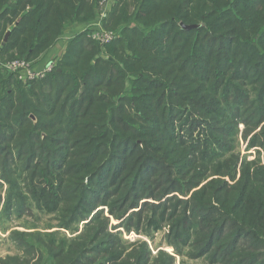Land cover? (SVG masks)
Instances as JSON below:
<instances>
[{"label":"trees","instance_id":"obj_1","mask_svg":"<svg viewBox=\"0 0 264 264\" xmlns=\"http://www.w3.org/2000/svg\"><path fill=\"white\" fill-rule=\"evenodd\" d=\"M100 2L0 0V60L35 62ZM118 2L109 42L77 34L43 77L0 69L2 216L58 221L11 232L0 264H176L122 237L162 230L179 256L264 264V0Z\"/></svg>","mask_w":264,"mask_h":264},{"label":"rangeland","instance_id":"obj_2","mask_svg":"<svg viewBox=\"0 0 264 264\" xmlns=\"http://www.w3.org/2000/svg\"><path fill=\"white\" fill-rule=\"evenodd\" d=\"M117 2L118 0H102V2H100L99 9H96V11L98 12L94 20L76 23L72 28L67 29L62 38L57 43H55V46H53L45 55H42L39 59L34 60L35 62H27L28 69H21L19 71H25L28 78L29 76L33 79L43 77L45 73L51 71L54 66H56L58 58L62 56L69 42L79 33L90 31L91 37L96 40H105L104 38H101L102 34L104 33L109 34L111 37L110 39H114L115 36L117 37L116 33H113V31H110L108 29V25L112 22L111 19L114 16L115 11L119 9L118 4L120 5V3L118 2L117 4ZM128 4L129 10L132 12L135 8V4H133L132 1H129ZM26 8L28 10H31V7L29 5H27ZM15 24L16 22L13 25H9V29H12ZM7 31L8 32L4 34L3 38L0 41L1 47L2 45L6 44L8 36L10 34V30ZM9 62H13V60L6 62H2L0 60V69H3L5 72H7L8 70L3 67V64H7ZM49 68H51V70H48ZM238 150L241 151L243 156H248L249 159H253L255 157V152L246 150V144L243 142H241ZM5 190L6 186L1 189L3 196H5ZM3 208L4 202L0 203V224L4 225L5 227H8L10 231L8 230V232H3L0 228V259H2L3 257H7L8 255H14L13 253L15 252V250L13 242H11L8 237L11 232L16 231L27 233H51L56 230V227L58 225V221L53 215L41 214L38 212H36L35 217L24 216L23 220H17L16 215H14L13 220L9 221L7 217L2 216ZM112 223L116 224L117 222H113L112 220ZM66 234L70 238L74 236L71 232L68 231H66ZM164 235V230L154 232L152 235H146L144 233L135 232L127 234L126 232L122 231L123 240H125L127 244L134 243L137 241H146L151 251L153 252V256L158 254L160 250H163L173 256L176 255V264H203L202 260L191 259L186 254H184L183 256L174 254L175 250L168 245ZM34 261H37V258L34 259ZM34 261L32 262V264L34 263Z\"/></svg>","mask_w":264,"mask_h":264},{"label":"built area","instance_id":"obj_3","mask_svg":"<svg viewBox=\"0 0 264 264\" xmlns=\"http://www.w3.org/2000/svg\"><path fill=\"white\" fill-rule=\"evenodd\" d=\"M101 38H104L105 40H102V42H109L111 37L109 34L104 33L102 34ZM3 67L6 68L8 71H12V72H19V70L21 69H28V63L27 62H23V61H13V62H9L7 64H3ZM48 70H51V68H49ZM29 78H31L29 76Z\"/></svg>","mask_w":264,"mask_h":264},{"label":"water","instance_id":"obj_4","mask_svg":"<svg viewBox=\"0 0 264 264\" xmlns=\"http://www.w3.org/2000/svg\"><path fill=\"white\" fill-rule=\"evenodd\" d=\"M182 27H183L184 29H186V30L190 29L189 26L187 27V26H183V25H182Z\"/></svg>","mask_w":264,"mask_h":264},{"label":"crops","instance_id":"obj_5","mask_svg":"<svg viewBox=\"0 0 264 264\" xmlns=\"http://www.w3.org/2000/svg\"><path fill=\"white\" fill-rule=\"evenodd\" d=\"M13 1H15V0H13Z\"/></svg>","mask_w":264,"mask_h":264}]
</instances>
